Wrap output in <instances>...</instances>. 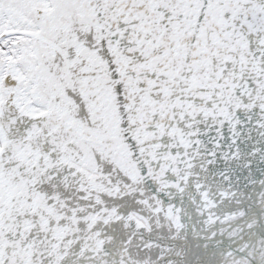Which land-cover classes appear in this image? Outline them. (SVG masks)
<instances>
[{
	"label": "snow or ice",
	"instance_id": "1",
	"mask_svg": "<svg viewBox=\"0 0 264 264\" xmlns=\"http://www.w3.org/2000/svg\"><path fill=\"white\" fill-rule=\"evenodd\" d=\"M0 264H264V0H0Z\"/></svg>",
	"mask_w": 264,
	"mask_h": 264
}]
</instances>
